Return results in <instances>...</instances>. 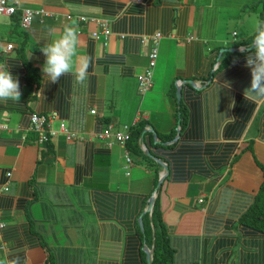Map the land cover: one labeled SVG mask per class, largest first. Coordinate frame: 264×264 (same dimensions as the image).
Here are the masks:
<instances>
[{
	"label": "crops",
	"instance_id": "crops-1",
	"mask_svg": "<svg viewBox=\"0 0 264 264\" xmlns=\"http://www.w3.org/2000/svg\"><path fill=\"white\" fill-rule=\"evenodd\" d=\"M14 1L16 14L0 17V63L21 91L0 102V259L133 264L134 254L141 264L137 226L163 176L154 205L173 264H264V236L239 223L263 180L264 101L244 90L264 0ZM27 9L42 14L24 28ZM65 25L90 58L83 84L41 71V49ZM33 114H55L76 139L39 144L27 131ZM141 125L138 154L98 137Z\"/></svg>",
	"mask_w": 264,
	"mask_h": 264
},
{
	"label": "clouds",
	"instance_id": "clouds-1",
	"mask_svg": "<svg viewBox=\"0 0 264 264\" xmlns=\"http://www.w3.org/2000/svg\"><path fill=\"white\" fill-rule=\"evenodd\" d=\"M252 27L251 45H254V50L246 57L251 82L250 87L244 90V97L249 102L257 103L264 101V19L255 17ZM79 43L78 29L73 25H65L60 35L41 49L45 57L41 71L47 81L56 83L62 76L71 73L77 83L86 82L90 58L78 56ZM20 97L18 79L8 71L6 63H0V102H18ZM0 264H18V259H0Z\"/></svg>",
	"mask_w": 264,
	"mask_h": 264
},
{
	"label": "trees",
	"instance_id": "trees-1",
	"mask_svg": "<svg viewBox=\"0 0 264 264\" xmlns=\"http://www.w3.org/2000/svg\"><path fill=\"white\" fill-rule=\"evenodd\" d=\"M261 19H264V14L261 16ZM143 128L144 126L141 125L140 127L130 131V135L125 146L131 154H138L136 141L140 138ZM258 165L261 169L263 180L253 199V203L241 216L239 223L245 229H249L254 233L264 236V164ZM142 222L144 225V234L141 233L139 227L137 226L142 242L139 251L141 264H146V254L143 250L144 246L148 249L154 247L152 264H173L174 253L169 245L167 230L163 223L158 201H156L153 207L151 216L149 217L148 214H145ZM129 256L131 255L129 254ZM133 257L134 254H132V259L128 262H133V264H135L136 259Z\"/></svg>",
	"mask_w": 264,
	"mask_h": 264
},
{
	"label": "built area",
	"instance_id": "built-area-1",
	"mask_svg": "<svg viewBox=\"0 0 264 264\" xmlns=\"http://www.w3.org/2000/svg\"><path fill=\"white\" fill-rule=\"evenodd\" d=\"M136 1H140V0H136ZM16 10H17L16 2L14 0L13 1L0 0V17L13 16L16 14ZM40 14H42L41 11L28 10V9L24 10L21 17V25L24 28L30 27L33 18ZM105 26H106L105 24H102V27L104 28L103 33L105 35H108L109 32L105 29ZM94 37H97V35H94ZM12 48H13L12 45L7 46L8 51L11 50ZM149 56H150L151 68L146 72V75L142 77L139 81L141 92H145L152 85V73L158 56L157 49L154 48L149 54ZM94 113L95 112L92 111V114ZM55 122L58 123L57 129H55L53 126ZM27 131L35 134L36 140L39 144H47L58 135L64 136L67 141H72L76 139V134L71 132L64 122L59 121L55 114L49 116H41L37 114L31 115L29 118V127L27 128ZM98 137L102 140L113 138L116 143H118L122 148H125L126 141L129 137V132L127 130V132L124 131V132L114 133L112 127L109 126L107 130L104 131L102 134H100ZM126 163L128 166L129 164H131V160L128 156L126 157ZM126 169H128L127 166ZM3 227L4 224H0V230ZM0 248L3 249L2 246Z\"/></svg>",
	"mask_w": 264,
	"mask_h": 264
},
{
	"label": "water",
	"instance_id": "water-1",
	"mask_svg": "<svg viewBox=\"0 0 264 264\" xmlns=\"http://www.w3.org/2000/svg\"><path fill=\"white\" fill-rule=\"evenodd\" d=\"M249 49H254V46H252ZM177 97L179 98V94H177ZM147 155L149 156V152L148 151H147ZM165 170L168 173V168L167 167H165ZM163 179H164V177L162 176L160 178L157 186H156V189L154 190V193L152 194V196L150 197V199L148 201V206H147L146 210L142 213V215H141V217L139 219L140 228H141V231H142L143 234H144V228H143V225H142V217L145 214H148L149 216L152 214V210H153L154 202H155V196H156L159 188L161 187ZM153 250H154V247H152L151 249H148L146 247L144 248V252L146 254V264H152Z\"/></svg>",
	"mask_w": 264,
	"mask_h": 264
}]
</instances>
